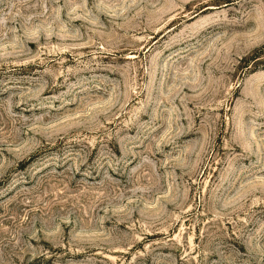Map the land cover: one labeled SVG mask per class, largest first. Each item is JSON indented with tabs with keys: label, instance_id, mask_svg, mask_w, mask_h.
I'll return each instance as SVG.
<instances>
[{
	"label": "rangeland",
	"instance_id": "1",
	"mask_svg": "<svg viewBox=\"0 0 264 264\" xmlns=\"http://www.w3.org/2000/svg\"><path fill=\"white\" fill-rule=\"evenodd\" d=\"M0 264H264V0H0Z\"/></svg>",
	"mask_w": 264,
	"mask_h": 264
}]
</instances>
